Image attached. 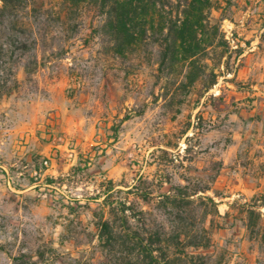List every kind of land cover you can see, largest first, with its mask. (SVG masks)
Wrapping results in <instances>:
<instances>
[{"label": "rangeland", "instance_id": "rangeland-1", "mask_svg": "<svg viewBox=\"0 0 264 264\" xmlns=\"http://www.w3.org/2000/svg\"><path fill=\"white\" fill-rule=\"evenodd\" d=\"M215 2L223 44L173 66L160 65L151 31L117 56L93 5L0 11V264H115V238L108 250L98 238L100 217L115 228V216L97 198L108 180L125 191L140 177L156 194L209 185L200 195L218 215L199 253L264 264L241 208L264 194V46L247 45L264 41V0Z\"/></svg>", "mask_w": 264, "mask_h": 264}, {"label": "trees", "instance_id": "trees-1", "mask_svg": "<svg viewBox=\"0 0 264 264\" xmlns=\"http://www.w3.org/2000/svg\"><path fill=\"white\" fill-rule=\"evenodd\" d=\"M66 1L71 6L88 4L98 9L103 17L101 34L117 56L124 57L143 45L149 39L148 31L152 32V43L162 50L161 66L175 65L179 56L194 64L215 41L223 44L219 23L210 25L215 0ZM1 2L2 15L12 16L23 7L24 0ZM216 178L213 176L210 183ZM101 190L97 199L102 198L100 206L110 217L115 216V228L111 220L100 217L98 238L106 250L115 238V264H209L210 255L199 253L211 245L207 217L218 215L214 198L200 195L211 190L209 185H171L156 194L154 182L140 177L125 191L116 190L112 180L103 183ZM114 193L115 204L110 203ZM241 208L247 215L245 228L256 234L264 247V227L256 230L264 194H257Z\"/></svg>", "mask_w": 264, "mask_h": 264}, {"label": "crops", "instance_id": "crops-1", "mask_svg": "<svg viewBox=\"0 0 264 264\" xmlns=\"http://www.w3.org/2000/svg\"><path fill=\"white\" fill-rule=\"evenodd\" d=\"M256 43H261V45H263L264 46V41H262V42H260V41H251L250 43H248L247 42V45H249V46H253V45H255ZM228 207H226V209H227ZM220 215L221 216H223L224 214L223 213H220Z\"/></svg>", "mask_w": 264, "mask_h": 264}]
</instances>
